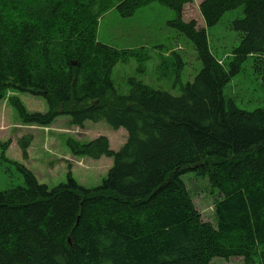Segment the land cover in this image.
Listing matches in <instances>:
<instances>
[{
	"label": "trees",
	"instance_id": "1",
	"mask_svg": "<svg viewBox=\"0 0 264 264\" xmlns=\"http://www.w3.org/2000/svg\"><path fill=\"white\" fill-rule=\"evenodd\" d=\"M161 1L174 15L167 26L192 44L201 65L179 96L142 86L116 94L112 70L133 55L97 40L98 5L44 0L28 9L18 0L8 14L0 11V102L8 92L43 99L45 113L10 100L27 125L47 127L66 117L69 127L103 122L126 133L117 151L105 136L66 141L74 157L112 160L94 188L78 184L69 166L64 183L40 184L9 162L8 143L2 146L0 163L18 171L24 185L0 192V264H209L215 258L264 264V110H239L223 94L247 62L264 84V0H241L247 13L226 23L239 43L222 58L207 29L184 19L190 0ZM237 1H204L207 26ZM159 67L160 78L177 81L176 54ZM31 141L18 142L23 160ZM189 172L211 173L221 187L215 227L185 190L182 177ZM233 234L240 244L225 245Z\"/></svg>",
	"mask_w": 264,
	"mask_h": 264
},
{
	"label": "rangeland",
	"instance_id": "2",
	"mask_svg": "<svg viewBox=\"0 0 264 264\" xmlns=\"http://www.w3.org/2000/svg\"><path fill=\"white\" fill-rule=\"evenodd\" d=\"M17 1L1 0V14H8L11 5L13 8L17 7ZM42 1L44 0H25V4L30 9L33 4ZM62 1L68 4L72 0ZM77 1L101 7L102 12L96 14L98 16L96 22L94 21L96 38L100 43L133 55L117 63L112 70L111 81L117 95H127L142 86L148 90L179 96L181 86L192 82L201 69L192 44L167 26V22L173 20L174 15L161 0H105V5L99 3L100 0ZM204 1L206 0H190L184 6V19L194 20L199 27L207 29L212 51L217 58H222L239 43L237 34L226 23L241 18L244 12L247 13V5L244 1H237L236 5L220 14L218 24L207 26L200 12V5ZM81 15L87 21V12H81ZM172 54H176L181 63L180 69H177V81L175 78L159 77V72H164L159 67L162 59L170 58ZM171 68L175 70L174 66ZM223 94L226 99H232L239 110H264V84L253 75L249 62L243 65L241 73L231 80ZM12 98H17L29 113H45L47 110L43 99L26 93L8 92L0 102V153L2 146L8 143L5 158L9 162L23 165L40 184L49 188L66 181L68 166L71 168L72 177L81 186L94 188L101 183L112 166V160L103 157L94 161L74 157L69 153L66 141L86 143L98 136H105L110 148L117 151L126 140L124 130L112 131L103 122H85L82 129L69 127L66 117L57 118L47 127L27 125L22 123L13 109L10 102ZM106 102L112 101L107 97ZM28 136L32 141L27 150V159L23 160L18 142ZM8 167V164L0 163V192L24 185L22 175L18 171H11L13 167ZM182 181L202 220L215 227L214 208L222 193L216 178L211 173L204 175L189 172L182 177ZM223 242L225 245L238 246L240 238L233 234L225 237ZM209 264L242 262L237 258L227 261L215 258Z\"/></svg>",
	"mask_w": 264,
	"mask_h": 264
}]
</instances>
